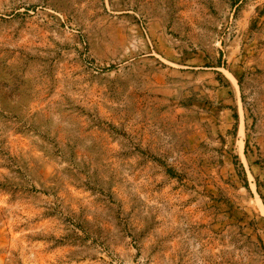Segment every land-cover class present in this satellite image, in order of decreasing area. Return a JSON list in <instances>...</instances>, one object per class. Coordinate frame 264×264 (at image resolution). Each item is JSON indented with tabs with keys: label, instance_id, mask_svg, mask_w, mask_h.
Masks as SVG:
<instances>
[{
	"label": "rangeland",
	"instance_id": "374dc122",
	"mask_svg": "<svg viewBox=\"0 0 264 264\" xmlns=\"http://www.w3.org/2000/svg\"><path fill=\"white\" fill-rule=\"evenodd\" d=\"M0 264H264V0H0Z\"/></svg>",
	"mask_w": 264,
	"mask_h": 264
}]
</instances>
